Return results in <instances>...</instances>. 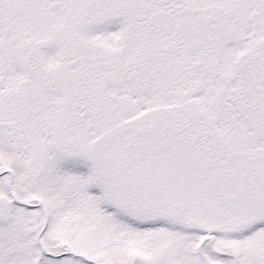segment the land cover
<instances>
[{"label": "snow or ice", "instance_id": "obj_1", "mask_svg": "<svg viewBox=\"0 0 264 264\" xmlns=\"http://www.w3.org/2000/svg\"><path fill=\"white\" fill-rule=\"evenodd\" d=\"M0 264H264V0H0Z\"/></svg>", "mask_w": 264, "mask_h": 264}]
</instances>
